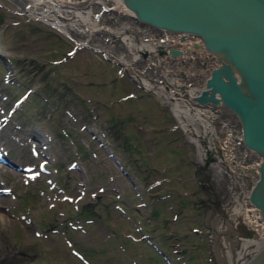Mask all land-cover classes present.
<instances>
[{"label":"rangeland","instance_id":"1","mask_svg":"<svg viewBox=\"0 0 264 264\" xmlns=\"http://www.w3.org/2000/svg\"><path fill=\"white\" fill-rule=\"evenodd\" d=\"M5 7L14 10L0 0V156L28 170L0 162V264L231 261L230 202L246 200L260 157L240 137L232 174L204 169L159 87L177 72L135 59L106 14L100 30L66 36ZM128 24L137 41L156 35ZM216 123L241 127L224 106Z\"/></svg>","mask_w":264,"mask_h":264},{"label":"water","instance_id":"2","mask_svg":"<svg viewBox=\"0 0 264 264\" xmlns=\"http://www.w3.org/2000/svg\"><path fill=\"white\" fill-rule=\"evenodd\" d=\"M122 1L147 25L199 36L203 44L194 48L216 57L218 66L195 100L230 109L240 122L245 146L261 157L249 200L264 219V0ZM170 53L180 51L172 48ZM212 159L208 154L207 162ZM247 264H264V247Z\"/></svg>","mask_w":264,"mask_h":264},{"label":"bare ground","instance_id":"3","mask_svg":"<svg viewBox=\"0 0 264 264\" xmlns=\"http://www.w3.org/2000/svg\"><path fill=\"white\" fill-rule=\"evenodd\" d=\"M36 1V0H34ZM39 1V0H38ZM45 2L48 1V3H50L51 1L49 0H44ZM114 3L116 5H119L120 7H122L124 10H126L129 14L133 15V13L131 11H129L125 5L123 4V2L121 0H113ZM64 1L62 0H56L55 3H63ZM35 3V2H34ZM36 3H39L36 1ZM47 3V4H48ZM96 6H99L98 4H95ZM101 6H99V8L103 11V12H108L111 10H115L117 12H119L118 9H114L116 7H110L109 5H103L100 4ZM126 12V13H127ZM70 13L68 11H64L62 12L60 15L63 16L65 14H67L66 18H69L71 20V22L68 24L65 22L66 18H63L64 20H62L61 18H54L51 19V16L45 17V16H38L39 20H42L43 18H47L50 19V22L52 24H54L55 26H58V29L61 30L63 32V34H67V32H69V28H76L75 26L78 27H82L81 32H88L91 33L96 32L97 30H100V26L98 24L99 21V15L100 13L98 12H93L91 9L86 10L85 12H80V11H76V13H74L73 15H75V17L73 16L72 18H70ZM122 14L124 15V13L122 12ZM128 26H123V28H126ZM117 30V35L116 37H122L120 41H122L123 43L127 44L128 47H130L131 49L135 50V59L138 58L140 51H154V53L157 55L158 51L156 49V46L154 43H152L150 40H140L138 42H136L133 37L131 35H126L123 33V29L122 27H118L116 28ZM112 32H114L113 30H111ZM115 33V32H114ZM119 33V36H118ZM68 36V34L66 35ZM117 40H119L117 38ZM89 41L86 43H81V45H88ZM177 59V58H176ZM161 65V63L159 64V66ZM157 66V68L159 67ZM156 79V78H153ZM143 85L149 87V82L146 79H143ZM199 94L198 92V88L197 89H190L189 90V98L192 99V101L188 100L185 102H181L180 104H176L174 102L173 105H170L169 108L171 111H174V113H176L175 115L173 114V118H176L177 120L179 119L181 125L184 127L185 130H187L188 132H190L191 130H194L195 132L198 133H202L201 135H205L207 140L214 142L216 139V136H221V137H228L229 134L227 133L226 130V125L225 123H221V125H217L215 124V118L217 116H219V110L221 109V104L220 105H215L212 102L209 103H201L198 104L195 100V97ZM177 101V100H176ZM192 104L194 105V107H192ZM196 108V109H194ZM205 117V118H203ZM197 119L200 120V123L202 124V128H199L197 126ZM240 123V122H239ZM192 124V125H191ZM241 126V125H240ZM235 134L236 131H235ZM240 137H241V143L243 144L245 150H248V148L245 146L244 142H243V135L242 133H239ZM196 139V138H195ZM194 139V140H195ZM229 139V138H227ZM240 140V139H239ZM235 150V148H234ZM248 151H251L250 149ZM227 156L223 157L222 160H217L216 163L212 164V166H208L207 170L210 171V173L213 174H218L217 172L221 173L222 175H224V168H226V164L228 165H232L233 167L236 166V161L234 160L235 156L233 154V152H231L228 149L227 152ZM253 153V152H252ZM257 156H259V154L256 153ZM225 156V155H224ZM260 157V156H259ZM261 159V157H260ZM224 164V165H222ZM13 167L17 168V169H23L22 167H19V165L17 166L16 163L13 162ZM247 169V172H252V170H250L248 167H245ZM253 176H255V182L257 181L258 177H259V169L257 168H253ZM251 173V174H252ZM254 182V184H255ZM253 184V186H254ZM233 190H239L240 188L238 186H233L232 187ZM242 189V188H241ZM249 194L244 195L246 196V200H244V202H242L241 200L238 201V203L235 202V200H231L230 204H233V208L228 210V213L230 214V218L234 217V218H240L242 219L244 217V215H246V217H250V230L255 231L254 234L250 237V238H245L242 240V243L240 244L239 249L237 250V252L233 253L230 250H228V254L231 255V260H233L232 263H228V257H226L227 259L225 260V262L223 264H247L248 263V259L254 257L258 251H260L262 249V247L264 246V219H262L259 210L257 207H255L249 200ZM239 198V196H238ZM239 204V206H238ZM233 214V215H231ZM232 216V217H231ZM243 216V217H242ZM249 224L247 225V229H248ZM228 249H230V247H227Z\"/></svg>","mask_w":264,"mask_h":264},{"label":"flooded vegetation","instance_id":"4","mask_svg":"<svg viewBox=\"0 0 264 264\" xmlns=\"http://www.w3.org/2000/svg\"><path fill=\"white\" fill-rule=\"evenodd\" d=\"M87 1L90 3V0H76V2L67 1V2H63V3H54V4L59 6V7H61V8H63L62 12H64L66 10V11L71 12V13L74 14V13H76V11L85 12L86 10L91 9L93 12H97V13L99 12L100 13L99 16H102V14H106L107 16H109V19H110V20L108 19V21L112 22L113 26L115 28L120 27V25L118 23L124 21L125 16H123L121 13H119V12H117L115 10H111V11H108V12L107 11L103 12L99 8V6H96L95 4L86 3ZM96 9H97V11H95ZM49 15L51 16V19H54L56 17V18H61L62 20H64L63 17L60 14L58 15L59 17L57 16V12L56 11L50 12ZM124 34H126V33H124ZM116 38H118L119 41L122 40L121 39L122 37L121 38L120 37H116ZM133 39H134V37H133ZM135 41L138 42L137 40H135ZM157 71H159L158 68H157ZM203 167H204V169H207L206 165H204Z\"/></svg>","mask_w":264,"mask_h":264},{"label":"built area","instance_id":"5","mask_svg":"<svg viewBox=\"0 0 264 264\" xmlns=\"http://www.w3.org/2000/svg\"><path fill=\"white\" fill-rule=\"evenodd\" d=\"M195 40H197V38H195V37H192V38H190V39H188V40H186V41H178L179 42V44L182 46V47H184V46H188V45H190L193 41H195Z\"/></svg>","mask_w":264,"mask_h":264},{"label":"trees","instance_id":"6","mask_svg":"<svg viewBox=\"0 0 264 264\" xmlns=\"http://www.w3.org/2000/svg\"><path fill=\"white\" fill-rule=\"evenodd\" d=\"M28 101H29V100H27V101L25 102V105L28 103ZM27 105H28V104H27Z\"/></svg>","mask_w":264,"mask_h":264}]
</instances>
